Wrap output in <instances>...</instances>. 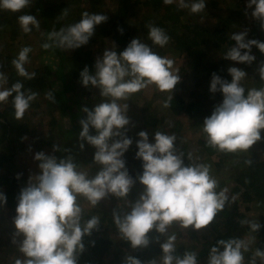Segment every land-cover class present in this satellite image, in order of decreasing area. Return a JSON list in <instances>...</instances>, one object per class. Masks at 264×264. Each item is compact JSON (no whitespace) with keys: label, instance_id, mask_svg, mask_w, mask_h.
<instances>
[{"label":"clouds","instance_id":"obj_1","mask_svg":"<svg viewBox=\"0 0 264 264\" xmlns=\"http://www.w3.org/2000/svg\"><path fill=\"white\" fill-rule=\"evenodd\" d=\"M31 3L32 0H0V10L22 12ZM163 3H175L177 8L188 9L192 14L205 11V0H163ZM246 7L252 9L251 16L260 21V28L264 30V0H247ZM61 15L67 16L68 10L63 9ZM17 19L25 34L31 33L33 28L40 29L39 20L32 14L24 13ZM107 19L106 15L83 11L78 21L41 33V48L46 51L80 48L89 42L95 27ZM146 27L151 45L163 48L169 43L170 37L163 28L151 22ZM246 35V31L231 33L229 39L235 41V45L228 47L221 56L250 65L256 59L251 53L253 46L264 54V42L246 40ZM31 51L30 46H24L11 61L17 75L25 80L36 76L25 67ZM256 71L260 81H264V61ZM227 72L230 82L216 73L211 75L209 92L219 91L223 98L203 119L200 132L205 144L217 152L244 153L262 139L264 86L246 89L242 82L248 74L243 69L231 66ZM179 73L173 59L160 56L140 38H133L119 53L114 43L111 49L106 48L102 57L96 58L94 72L87 66L83 68L79 74L81 85L97 88L103 98L91 109L81 107L85 115L79 120L81 130L77 137L81 150L85 143L95 149L92 165L97 170L90 175L71 155L58 158L43 151L34 154L33 159L39 161V172L30 175L27 185L20 190L12 220L15 228L12 242L21 254L14 264H78V256L84 251L83 237L90 236L100 224L98 216L83 218L80 200L97 207L109 195L127 202L128 210H113L112 217L120 238L132 249L147 248L148 234L153 230L164 237L160 243L161 255L147 264H198L194 251L177 254V235L175 232L168 234L169 228L203 229L237 197L230 198L229 189L220 188L210 164L193 160L190 153L187 155L189 162L185 164L184 152H178L174 146V134L155 131L154 142H149L146 131L136 134L139 139L136 140L135 158L141 161L142 172L135 180L129 175L123 158L133 143L126 135V126L130 124L126 102L133 94L154 86L160 92L169 93L163 106L170 107L172 90L181 79ZM7 85V75L0 72V104H8L11 97L14 119L21 121L38 93L25 89L20 80L10 87ZM45 98L55 103L52 90L45 93ZM60 150L58 144H53V153ZM135 181H139L143 189L134 201H129L128 194ZM5 202V195L0 193V204ZM240 223L250 229L247 238L216 240L209 249L207 264H245V253L256 240L251 233H256L261 225L248 220ZM17 236L22 237L18 243ZM257 260L264 264V250L256 248L247 264H257ZM122 264L143 262L126 255Z\"/></svg>","mask_w":264,"mask_h":264},{"label":"trees","instance_id":"obj_2","mask_svg":"<svg viewBox=\"0 0 264 264\" xmlns=\"http://www.w3.org/2000/svg\"><path fill=\"white\" fill-rule=\"evenodd\" d=\"M218 1L205 0V10L211 6L215 8ZM246 4L247 0L244 2L245 10L238 11L235 16L216 13L211 21L201 18L204 13L192 14L188 9L177 8L175 3L165 5L163 0H113L111 5L105 4V0H32L30 6L22 12L0 10V34H8L11 37L16 36L21 30L17 19L19 15L28 13L36 16L40 22V29L37 31L33 28V30L37 32L40 46L43 43L41 33H47L54 28L58 30L60 27L78 21L83 11L108 17L106 22L95 27L94 34L86 45L67 51L48 50L50 53L46 58L50 57L51 60L46 61L42 58L39 64L31 62L32 67L27 70L36 73L32 80L19 77L11 63L16 55L0 48V72L7 75L8 87L20 80L25 89H31L38 95L52 90L55 108L58 111L67 109V112L76 116L77 123L85 115L80 111L82 106L91 109L103 99L99 95V90L94 89L93 86L83 87L79 75L85 66L90 72H94L96 58L102 57L103 47L95 49L91 46L93 42L98 41L95 36L98 27H104L109 31L107 36L113 40L118 53L133 38H140L162 57L167 53L184 56L182 63L175 64L180 71L181 79L172 90L170 107L163 106L169 93L160 92L154 86L133 94L127 101L130 103L127 111L130 124L126 126L128 129L126 135L132 138L133 143L124 153L123 158L129 175L135 180L142 172L141 161L135 158L136 140L139 139L136 134L146 128L152 130L150 132L152 135L155 131L174 134L176 136L174 146L178 152H184L185 164L189 162L187 160L189 153L193 160L210 164L212 175L218 179L220 188L230 183V180L223 178L225 170L236 171L238 182L230 186L232 190H229V197L235 195L237 198L234 202L226 204L224 210L217 214L214 221L203 228L207 235L203 234L204 232L199 235L198 230L189 227L185 229L189 241L176 243L177 254H182L184 251L196 252L198 264L201 260L207 264L209 249L216 240L232 237L247 238L245 233L250 229L247 225H241L240 221L245 220L246 211L250 210L257 201L264 200V130H261L262 139L257 144L258 146L244 153L217 152L205 144L200 132L203 119L211 114L213 106L221 102L223 98L219 91L209 92L212 73L230 82L231 76L227 69L235 66L248 74L242 82L246 89L264 86V81H260L256 71L259 63L264 61V54H261L255 46L252 47L251 53L256 59L250 65L227 60L221 56L228 47L235 45V41L229 39L233 32L246 31V40L256 39L264 42V30L260 28V21L251 16L252 9L247 8ZM140 7L144 10L138 15L137 11ZM65 8L68 10V15L62 16L61 12ZM150 22L163 28L169 35L170 40L165 47L151 45V41L147 38L148 29L146 27ZM112 45L108 49H111ZM99 50H102L100 55ZM150 94L155 95L161 105L156 104V107L150 109L148 101ZM10 101L11 97L8 104H0V193L6 197V202L0 204V264H3L5 257L18 252L9 233L15 232L12 220L16 215L18 194L23 188L17 175L2 170L3 164L14 151H17L15 142L16 139H20L23 130L25 129L29 135L35 131L28 129V118H25V115L21 121L14 119ZM37 102L38 96L30 106L37 105ZM40 121L45 122L43 125L48 124L49 129L53 124L59 125L66 141L63 142L60 139L54 144L60 146L61 150L57 152L61 153L64 152L63 148L70 144L69 151L66 152L70 155V150L75 146L70 143V140H77L79 134L74 125H71L75 121L71 120V123L64 124L62 114L54 115L51 112L49 118L38 117L36 122ZM14 132L17 134L14 135ZM149 142H154L153 138L149 137ZM92 150L95 151L94 148ZM87 153L89 152L86 151L85 154ZM247 160H251V164L246 163ZM82 170H87L92 175L97 168ZM220 171H223L222 176H220ZM142 189L143 186L139 181H135L128 194V200L134 201ZM105 202L106 204L97 207L89 204L81 205L84 209L83 218L87 220L91 216H98L100 224L90 236L83 237L84 251L78 256V264H122L126 255L137 257L143 264L156 259L161 254L160 243L163 236L153 230L148 234L150 243L147 248L132 249L126 240L120 238L112 217L113 210L127 211V202L111 195ZM258 219L261 227L256 233H252L256 236V240L251 244L249 252L245 253V259H249L256 248L264 250V211L259 214ZM156 237L159 239H155ZM6 238L9 239L7 243L4 240ZM21 239L22 237L18 236L17 243ZM12 257H9L4 264H7Z\"/></svg>","mask_w":264,"mask_h":264},{"label":"rangeland","instance_id":"obj_3","mask_svg":"<svg viewBox=\"0 0 264 264\" xmlns=\"http://www.w3.org/2000/svg\"><path fill=\"white\" fill-rule=\"evenodd\" d=\"M243 1L245 2V0H219L215 8L212 6L211 8L207 7V9L204 11L203 16H201V18L204 20L211 21L215 18L216 13L231 14L235 16L238 13V11L245 10ZM112 2L113 0H105V4H108V5L109 4L111 5ZM143 10L144 8L140 7L137 11L138 15H140V12H143ZM108 33L109 31L106 28L98 27L97 34H95L98 41L93 42L91 46L95 49L103 47V50H105L106 48H110V46L113 44V40L107 36ZM24 46H30L32 48V51L29 53V63L25 65L26 69H29L30 67H32L31 65L32 63L39 64L40 59L42 58L46 61L51 60L49 59L50 57L46 58V56H48L50 52L48 50L46 51L42 49L41 46L39 45V42L37 39V32L35 30H32L31 33H28V34H25L20 30L16 34V36H13V37L9 36L8 34H4V33L0 34V48L3 51H10L11 53L17 56L19 50ZM101 53H102V50H99L98 54L100 55ZM163 57H168V58L173 59L175 67H177V65L175 64L182 63L184 61L183 55H174L171 53H167ZM94 89H97V88L94 87ZM45 93L46 92H42L40 95H38L37 105L30 106L29 109L25 113V118H28V122H27L28 129H34L35 131L29 135L28 133L25 132V129L23 130V133L20 139L19 140L16 139V142H15L17 151H14V153L9 157V159L7 161H4V164H3L4 167L2 170H4V172L14 173L15 175L20 174L18 178L20 180V185L22 187H25L27 185L30 175H33L39 172V169L37 167L39 161H36L33 159V156L36 152L43 151L45 154H54L58 158H62V157L69 155V154H66L65 151L63 153L61 152L53 153L52 151V146L56 141L59 142L60 139H62L63 142L66 141V138L64 139L63 134H62V129L59 127V125L57 123L53 124L51 126V129H49L50 126L48 124L43 125L45 124V122H41V121L36 122L38 117L45 116V118H49L50 112L53 113L54 115L62 114L64 118V124H69L71 123V120H72V121H75V123H72L71 125H74V128L76 129L78 133L80 132V128H81L80 124L76 122L78 120L76 116L67 112L66 111L67 109H65L64 111H58L57 108H55V105L45 98ZM148 99H149L148 101L150 102V109L156 107V104L157 106L161 105L160 100L155 95L150 94L148 96ZM126 103L128 104V108H129L130 103L128 102ZM34 120L35 122H32ZM144 131L148 133V136L150 138H153L154 134L152 135L150 133L152 130H148L145 128ZM16 134L17 133L14 132V135ZM260 141H257L254 145H252L249 148V150L251 148H256V146H258L257 144ZM70 143H73V145H75L73 149L70 150V153H71L70 155L73 156L74 161L80 166V168L81 169L92 168L93 170H95L96 166L92 165V156L94 153V151L92 150L93 147L85 143L83 150H81L79 148L80 142L78 141V139L75 141L70 140ZM69 146L63 149H69ZM86 151L89 152L87 153V155L85 154ZM198 151L199 149L196 152L198 153ZM225 171L226 173L223 174L224 175L223 178L230 180V183L227 184L226 186L230 190L231 189L230 186H232L233 183L238 182L236 179V171H228V169H226ZM220 172H221L220 176H222L223 171H220ZM238 187H241V186H238ZM237 195L239 194L237 193ZM106 199L107 198L101 200L97 206H100V205L102 206L104 203L106 204L105 202ZM80 203L81 205H88V202L83 200L82 198L80 200ZM117 203H119V201ZM257 203L254 206H252L250 210L246 211L247 216L245 217V220L258 222L259 214L262 211H264V200L260 202L257 201ZM4 209L5 207L3 208V210ZM198 231H199V235H201L204 232V229H200ZM173 232H175L177 235L176 243L183 242V241L185 242L189 241L185 233V229H181L178 226L169 228L168 234H172ZM9 234L13 238V234L11 233ZM203 234L207 235V232H204ZM249 234H250V231H247L245 233V236L247 237ZM17 237H15V239ZM4 240L6 241V243L7 241H9V239L7 238ZM163 240H164V237H162L161 243L163 242ZM15 254H14L15 256L13 254L9 256V257L14 256V257H12L7 262V264H14L15 259L21 257V254L19 252ZM159 256L156 258L158 259ZM9 257H5L4 260L7 261ZM248 260L249 259H245V264H247ZM5 261H2V263L4 264ZM144 264H147V262ZM199 264H206V263L205 261L201 260ZM257 264H260L259 260H257Z\"/></svg>","mask_w":264,"mask_h":264}]
</instances>
